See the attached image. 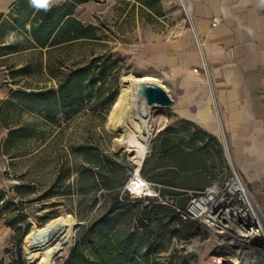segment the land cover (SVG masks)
Segmentation results:
<instances>
[{"label": "rangeland", "instance_id": "374dc122", "mask_svg": "<svg viewBox=\"0 0 264 264\" xmlns=\"http://www.w3.org/2000/svg\"><path fill=\"white\" fill-rule=\"evenodd\" d=\"M67 29L75 31L69 36L76 39L52 48L27 51L0 73L2 80H7L0 81V88L56 91L60 83L81 70L76 80L83 89V98L69 109L55 111L51 119L45 117L43 108L31 110L7 99L0 100L3 110L0 111V123L3 122L0 124V259L5 262L12 255L24 260L25 238L20 246L17 241L25 230L64 217L75 224V234L56 264L67 263L80 227L96 215L104 202L100 197L95 202L93 196L77 192V171L84 168L97 171L96 166L86 161L89 148L96 147L110 160L127 163L126 167L133 172L135 169L125 148L118 144L117 139L123 133L110 125L113 107L121 93L122 77L161 78L162 72L146 64L145 46L158 40L173 43L188 31V25L181 0H87L74 6ZM22 66L28 69L13 73L16 69L12 67ZM200 70L203 74L202 67ZM165 110L152 109L154 131L150 147ZM26 123L34 128L33 134L8 146V154L13 158L2 154V142L9 129ZM190 132L196 136L188 146L191 151L170 154V164L176 170L168 171L165 179L189 186L191 191L168 190L165 197L159 194V197L136 198L125 190L143 207L161 202L173 213L157 210L156 220L160 221L151 225L142 237L136 234L138 220L131 208L115 215L110 226L122 229L123 235L135 234L133 241L147 264H207L213 257L221 258L220 264H264V237L248 244L235 242L228 233L214 239V231L190 212L191 206L203 198L208 200L207 210L214 209L221 198L216 187L222 188L231 172L236 171L248 183L264 218L257 194L234 160L223 129L219 137L196 128ZM44 260L40 257L34 262H24L42 264Z\"/></svg>", "mask_w": 264, "mask_h": 264}, {"label": "crops", "instance_id": "0c3cea01", "mask_svg": "<svg viewBox=\"0 0 264 264\" xmlns=\"http://www.w3.org/2000/svg\"><path fill=\"white\" fill-rule=\"evenodd\" d=\"M68 1L47 0L46 6H38L33 0H0V73L11 67L10 62L16 63L22 54L36 49L30 35L36 13L61 8ZM186 2L206 40L212 89L201 73L202 62L189 29L173 43L158 40L145 46L146 64L162 72L161 78L151 77L165 87L172 104L161 113L142 168L145 176H141L156 192L191 191L189 186L165 179L168 171L176 170L170 164V154L191 151L188 146L196 136L190 129L214 137L223 129L234 160L264 210V0ZM0 81L7 80L0 75ZM12 90L17 88H0V100L8 99ZM101 157L98 171L106 163L107 156L101 153ZM125 180L123 189L128 173L122 175V183ZM154 204L167 207L161 202ZM159 221L155 219L151 225Z\"/></svg>", "mask_w": 264, "mask_h": 264}, {"label": "trees", "instance_id": "16d2710c", "mask_svg": "<svg viewBox=\"0 0 264 264\" xmlns=\"http://www.w3.org/2000/svg\"><path fill=\"white\" fill-rule=\"evenodd\" d=\"M85 1L87 0H70L61 8L40 9L32 19L30 29V35L37 45L36 48H52L76 39H70L69 34H73L75 31L68 30L67 26L72 22L74 6ZM66 17L67 19L60 26ZM27 69V66H22L13 73L19 74ZM80 74L81 70L75 72L68 80L60 83L56 91L51 88L38 91L12 90L6 101L31 110L43 108L45 117L51 119L55 111L60 108L69 109L83 98V89L76 80ZM27 98L31 99L32 104L28 102ZM0 111H3L2 108ZM0 124L3 125V122ZM33 132L34 128L27 123L9 129L7 137L2 142L1 153L8 154L7 149L12 142L28 138ZM8 156L9 158L14 157L10 154ZM102 159L101 153L96 147L89 148L86 158L88 164L98 167V163L101 162L102 165ZM129 171L131 170L124 167L122 163L109 158H106L105 165L99 171L93 172L88 168L77 171V192L83 196H93L95 202L100 197L104 202L97 209L96 215L88 219L87 224L80 227L66 264H147V260H143V257L140 256L137 244L133 241V238L136 237L135 234L123 235L122 229L116 230L115 227L110 226L112 220L115 215L131 208L138 220L135 227L136 234L142 237L149 232L151 222L157 218V210L168 214L173 212L168 207L156 204L143 207L139 200H132L123 189L126 180L124 183L121 181L122 175ZM141 175L145 176L144 170L141 171ZM159 194L166 196L165 192H159ZM140 230L141 232H139ZM28 233L29 231L25 230L20 235L17 245H21L23 238ZM175 235L179 236L180 234L175 233ZM6 253L9 251L6 250ZM0 264H25V262L20 256L12 255L8 262L0 259Z\"/></svg>", "mask_w": 264, "mask_h": 264}, {"label": "bare ground", "instance_id": "6f19581e", "mask_svg": "<svg viewBox=\"0 0 264 264\" xmlns=\"http://www.w3.org/2000/svg\"><path fill=\"white\" fill-rule=\"evenodd\" d=\"M156 81V78L147 75L139 78L124 75L119 100L114 105L110 117V125L116 131L123 133V136L117 139L118 144L125 148L135 167L134 176L130 178L125 189L136 198L143 195L156 196L150 184L141 176V170L149 155L150 139L154 131L152 109L158 106L149 105L138 95L142 82L156 83ZM207 204V199H200L191 206L190 212L214 231V239L224 233L233 236L235 242L247 244L253 239L263 238L264 233L256 229L254 221L245 210L226 209L221 203H218L214 209L207 210ZM74 234L75 224L64 217L53 219L40 228L33 227L24 239V260L34 262L37 258L44 257L42 264H56L65 253ZM221 262V258L213 257L207 264Z\"/></svg>", "mask_w": 264, "mask_h": 264}, {"label": "built area", "instance_id": "2783aa9c", "mask_svg": "<svg viewBox=\"0 0 264 264\" xmlns=\"http://www.w3.org/2000/svg\"><path fill=\"white\" fill-rule=\"evenodd\" d=\"M181 1L185 14V21L188 25V29L193 35L197 51L202 62L204 77L210 88L212 89L210 65L206 52V40L200 34L197 28L196 18L190 9V6L186 2V0ZM216 24V22H213V26H216ZM150 186L153 189V186L151 184ZM216 189L217 195L221 196L219 203L225 206L226 209L235 211L245 210V212H247L250 218H252V220L254 221L256 229L264 233V220L259 213V206L255 201L254 195L252 194L248 183L242 178L239 173H237L236 171H232L224 186H222V188L216 187ZM154 192L156 194V197H159V192H156L155 190Z\"/></svg>", "mask_w": 264, "mask_h": 264}, {"label": "water", "instance_id": "95a60500", "mask_svg": "<svg viewBox=\"0 0 264 264\" xmlns=\"http://www.w3.org/2000/svg\"><path fill=\"white\" fill-rule=\"evenodd\" d=\"M138 95L141 99H145L149 105L167 108L172 104L170 94L159 84L142 82L138 90ZM133 176V171L128 172L129 180Z\"/></svg>", "mask_w": 264, "mask_h": 264}, {"label": "snow or ice", "instance_id": "6c2138e0", "mask_svg": "<svg viewBox=\"0 0 264 264\" xmlns=\"http://www.w3.org/2000/svg\"><path fill=\"white\" fill-rule=\"evenodd\" d=\"M36 2H37L39 5L43 6V5L46 3V0H36Z\"/></svg>", "mask_w": 264, "mask_h": 264}, {"label": "clouds", "instance_id": "9594fccd", "mask_svg": "<svg viewBox=\"0 0 264 264\" xmlns=\"http://www.w3.org/2000/svg\"><path fill=\"white\" fill-rule=\"evenodd\" d=\"M33 2H34V4H36V5H38V6H41V5H39V4L36 2V0H33ZM46 3H47V0H46ZM46 3H45L43 6H46Z\"/></svg>", "mask_w": 264, "mask_h": 264}]
</instances>
